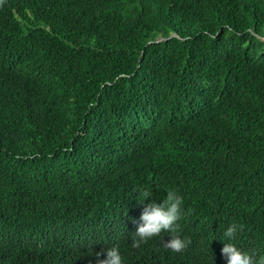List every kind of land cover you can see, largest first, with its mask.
Wrapping results in <instances>:
<instances>
[{"label":"trees","instance_id":"trees-1","mask_svg":"<svg viewBox=\"0 0 264 264\" xmlns=\"http://www.w3.org/2000/svg\"><path fill=\"white\" fill-rule=\"evenodd\" d=\"M169 187L188 247L132 248ZM233 223L264 255V0H0V264H226Z\"/></svg>","mask_w":264,"mask_h":264},{"label":"clouds","instance_id":"clouds-1","mask_svg":"<svg viewBox=\"0 0 264 264\" xmlns=\"http://www.w3.org/2000/svg\"><path fill=\"white\" fill-rule=\"evenodd\" d=\"M161 203L152 199V192L147 189H139V202L151 200L139 217V224L132 236L131 247L139 248L149 240L159 237L162 233H168L170 239L163 246L172 252L180 253L188 247L189 241L176 234L178 221L181 219L183 200L175 188H166ZM239 225L229 224L222 234L223 247L221 256L226 264H264V255L250 254L242 250L234 242ZM101 256L103 258L101 259ZM97 264H124L120 248L116 245L106 248L103 253H96ZM214 264V261H213Z\"/></svg>","mask_w":264,"mask_h":264},{"label":"water","instance_id":"water-1","mask_svg":"<svg viewBox=\"0 0 264 264\" xmlns=\"http://www.w3.org/2000/svg\"><path fill=\"white\" fill-rule=\"evenodd\" d=\"M172 36H175L174 34ZM163 39H159V41H162Z\"/></svg>","mask_w":264,"mask_h":264}]
</instances>
